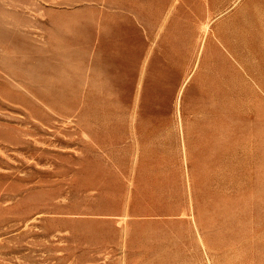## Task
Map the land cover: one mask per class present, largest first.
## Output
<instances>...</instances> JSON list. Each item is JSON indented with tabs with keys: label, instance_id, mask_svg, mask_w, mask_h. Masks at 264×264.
Listing matches in <instances>:
<instances>
[{
	"label": "rangeland",
	"instance_id": "rangeland-1",
	"mask_svg": "<svg viewBox=\"0 0 264 264\" xmlns=\"http://www.w3.org/2000/svg\"><path fill=\"white\" fill-rule=\"evenodd\" d=\"M0 264H264V0H0Z\"/></svg>",
	"mask_w": 264,
	"mask_h": 264
}]
</instances>
